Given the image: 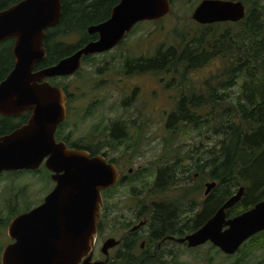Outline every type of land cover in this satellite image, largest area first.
Wrapping results in <instances>:
<instances>
[{"label":"trees","instance_id":"16d2710c","mask_svg":"<svg viewBox=\"0 0 264 264\" xmlns=\"http://www.w3.org/2000/svg\"><path fill=\"white\" fill-rule=\"evenodd\" d=\"M20 1L22 0H0V11ZM84 1L62 0L60 22L57 27L45 32L43 44L46 58L34 67L35 72L52 67L70 56L78 49V44H70L69 39L77 35L84 44L88 27L109 18L114 2H107L106 7H101L98 6L99 1L90 5ZM224 1L241 2L246 10L244 20L237 24L211 26L192 23L196 27L193 34H179L175 30L174 44H162L146 57L126 58L122 66L123 75L129 77L168 76L165 87L174 90L177 98L172 111L165 114L164 131L179 137L183 130L194 131L199 136H204L208 142H199L198 149H195L197 164L192 169L184 170L189 179V175L194 172L216 184L205 200L198 204L188 202L184 205V199L176 202L170 199L172 190L182 187L178 182L179 171H182L178 154H173L177 153L175 150L171 153V149L166 151L167 156L161 160L163 167L157 171L154 187L147 193L148 197L169 199L155 203L146 212L157 224H162V231L169 236L175 234L180 237L199 230L240 188L244 189L242 199L226 212L228 219L237 217L264 201V0ZM170 3L172 6L171 0ZM84 59V65L93 60L91 57ZM13 62L12 42L0 44V81L12 70ZM208 68H216L215 75L201 83L198 81L195 84L198 89L192 86L191 75L197 71L198 74L202 73ZM81 73L80 70L75 76L79 77ZM54 85L66 92L70 116L74 109V95L65 84ZM135 96L136 91L129 100L133 101ZM134 123L131 122V125ZM64 127H67L66 123ZM98 130V126L93 127L85 140L73 143L64 141L70 148L85 151L93 157L102 156L113 164V159H107V154L115 153L126 143L130 134L128 126L120 121L113 122L100 132H105L103 138L98 135ZM207 135H212L213 139ZM175 157L177 160L170 163V158L174 160ZM42 172L46 173V170L42 168L39 172H22L11 176H38ZM136 175L141 173L137 172L134 177ZM144 180L143 177L138 179L141 183H146ZM8 206L7 221L0 225L5 230L9 222L20 214L18 210H11L12 206ZM27 212L28 210L24 211ZM210 249L216 250L212 246ZM263 249L264 232L243 244L231 264H264V258L258 262H252L251 259L255 251ZM217 254L220 252L217 251Z\"/></svg>","mask_w":264,"mask_h":264},{"label":"water","instance_id":"95a60500","mask_svg":"<svg viewBox=\"0 0 264 264\" xmlns=\"http://www.w3.org/2000/svg\"><path fill=\"white\" fill-rule=\"evenodd\" d=\"M62 0H22L0 11V44L12 42V71L0 83V116L31 114L26 125L0 138V174L37 171L50 173L53 190L38 207L13 218L6 235L11 242L0 254V264H105L92 262L98 223L102 210L101 194L119 181L116 167L102 156L66 148L54 134L66 118L67 98L63 90L48 80L73 77L85 57L116 48L133 28L159 22L171 13L170 0H119L106 22L90 27L97 42L90 43L69 58L43 70L34 67L46 57L45 32L58 26ZM246 10L241 2L202 0L191 20L199 26L237 24ZM216 187L205 185L204 197ZM240 188L196 232L178 241L188 249L206 244L222 255L233 256L254 236L264 232V201L251 210L228 219L226 212L242 199ZM170 240H174L170 238ZM116 243L108 240L106 255Z\"/></svg>","mask_w":264,"mask_h":264},{"label":"rangeland","instance_id":"374dc122","mask_svg":"<svg viewBox=\"0 0 264 264\" xmlns=\"http://www.w3.org/2000/svg\"><path fill=\"white\" fill-rule=\"evenodd\" d=\"M171 1L173 4L171 13L161 22L137 25V28L123 41V45H119L110 53L97 56L87 65H82L80 69L82 73L79 77L74 76L53 82L63 83L66 86L69 84V92L74 95V125L70 124V120L67 122L69 129L73 130L71 142L85 140L90 136L91 129L96 126L99 128L98 135L103 138L105 132L102 134L100 132L106 126L116 121L123 122L128 126L129 137L121 149L107 154V159H113L121 175L127 176L129 170L135 171L132 174L140 172L141 175H138V178L143 177L148 186H154L157 171L163 167L161 160L167 156L166 151L171 149L172 153L175 150L177 153L173 154H178L179 166L182 168V171H179V177L182 180L179 184H182V190L186 191L174 194L172 190L173 197H179L177 200L184 199V205L188 202L198 204L205 200V185L212 182L194 172L189 175V179L184 170L195 167L197 164L195 149H198L199 142L207 144V140L194 131L183 130L181 137L164 131L165 114L172 111L177 98L174 90L165 87L168 76L162 74L129 77L122 72L126 58L146 57L162 44H174L175 30L179 34L183 32L193 34L196 27L191 20V14L202 0ZM78 41L79 36L74 35L68 42L76 44ZM215 72L216 68H208L199 74L197 71L191 75L190 83L196 86L198 81L203 82L214 76ZM196 88L198 89L197 86ZM134 91H136L135 99L129 100ZM131 122H135L134 125H131ZM207 136L213 139L212 135ZM166 145L168 146L165 148ZM170 159V163L177 160L176 157L174 160ZM133 185L138 186L136 180H133L130 185L122 184L110 194L109 204L113 206L110 216L113 219L108 226L104 223L103 230L97 235L93 256L95 260H104L100 254L103 242L107 238L119 237L120 235L114 236L118 235L120 226L126 225L127 220H131L134 213L139 212L140 207L144 205L131 197L130 190L131 186L134 187ZM52 188L53 185L44 172L38 176L25 174L0 179V225H4L7 221L8 201L11 202V210H18L20 214H24L25 210L29 212L39 204L41 205ZM137 225L135 224L134 227ZM10 243L6 230L0 226V252ZM210 247L211 245L207 244L196 251L171 248L177 254L175 259L167 257V260L169 264L173 260H176L175 264H231L234 262L236 254L226 257L221 253L217 254L216 248L217 251L211 250ZM116 254V250L112 252L110 260H113ZM251 257L252 262L261 261L264 258V249L255 251V255ZM164 264H167L166 259Z\"/></svg>","mask_w":264,"mask_h":264},{"label":"flooded vegetation","instance_id":"af4514ba","mask_svg":"<svg viewBox=\"0 0 264 264\" xmlns=\"http://www.w3.org/2000/svg\"><path fill=\"white\" fill-rule=\"evenodd\" d=\"M94 1H96V2L99 1L98 6H101V7H103V6L106 7L107 2H110V1L114 2L113 6L110 9V13H111L112 9L114 7H116L117 4L119 3V0H118V2H117V0H85L84 2H88V4L90 5ZM116 2H117V4H116ZM61 5H62V1H61ZM72 6H73V4L71 5V7ZM62 9H63V5H62L61 10ZM110 13H109V17H110ZM107 20H105L104 22H106ZM102 23H99V24H102ZM99 24H94V25H91L90 27H95V26H98ZM136 26L133 28V30L128 35H130L134 31ZM90 27H88V29ZM88 29L85 32V38L86 39H85L84 44H83V40H81L79 38L80 40L76 43V44H78V49L75 52H73L70 56L77 53L79 50H81L86 45H88L90 43L97 42L99 40V38L96 34L90 35L88 33ZM128 35L125 36L124 40L127 38ZM76 44H72V45H76ZM116 48H114V49H116ZM113 50H111V51H113ZM111 51L103 53V54L93 55L90 57L94 59L97 56L105 55L107 53H110ZM70 56H67L66 58H69ZM66 58H64V59H66ZM85 58H87V57H85ZM85 62H86L85 59L82 58L81 67H82V65L85 64ZM13 64H14V62H13ZM8 74H7V76H8ZM6 77L3 80H1L0 83H2L6 79ZM68 78H71V77H68ZM64 79H67V78H55V79H50V80L62 81ZM48 82H49V80H48ZM54 84L59 85L60 83L59 84L58 83H52V84L50 83V85L63 90V92L65 93L66 98H67L66 118L57 127V130L54 134V139L57 143H63L66 148H70L71 146L68 147L67 143L64 140H67L68 142L71 143V141L73 139V133H72L73 130L69 129L67 122L70 120V124L74 125V109H72V114L69 116L68 110H67V104H68L67 94L63 88L56 86ZM67 86H69V84H67ZM30 116H31V114L29 112L22 113L19 116L10 117V118L0 116V138L6 137V136L10 135L11 133H13L14 131L20 129L22 126L26 125ZM65 123L67 124V127L63 128V125ZM89 155L91 156V154H89ZM91 157H93V156H91ZM106 163L112 164L108 160H106ZM112 165H114L116 167V165L114 163ZM42 168H44V167L41 166L37 171L38 172L41 171ZM116 169H117L118 175H119L118 183L114 187L107 189V191H105L101 194L103 204H102V210L100 213V221H99L100 224L98 223L97 235H98L99 231L103 230L104 223H106L108 226L113 219V217L110 216V213L112 212V209H113V206L111 204H109V198L111 197L110 194L112 193V191L117 190L122 184L130 185V183L135 179L136 184L138 186H136V185H134V187L131 186L130 195H131V197L137 199L139 202L141 201V203H140L141 205L142 204H144V205L142 207H140L139 212L136 211V213H134V215L131 217V220L130 219L127 220L126 225L120 226L119 231H117L118 235L114 236V237H117L120 235L119 237L107 238L103 242V244L100 248V254L104 258V260L103 261L95 260L93 257L94 256V252H93L92 262H105V264H149V263L154 264L156 262H159L160 264H162V263L164 264V262H161V261L163 259L164 260L166 259V263L169 264L167 257H175V255L177 254L176 252H174V249H171V248L182 249V250H186V251L198 250V248L188 249L186 244H182V245L177 244L176 241H178V240H180V239H182L188 235L185 234V235L180 236V237H178L179 235H175V234L170 235V236L166 235L165 232L162 231V229H163L162 224H157V222L155 220H153L152 218H150V215L146 213L148 211L149 207H154L155 203H161L163 200H165L167 198H160V197H154V196L148 197L147 193L150 190H152V188L154 186H150V185L148 186V184H146L144 182L141 183L140 181H138V179H139L138 175H136L134 178H132L135 175L132 173H134L135 171L132 172V170H129L127 172V176H123V175H121V173L117 167H116ZM22 172H25V171H22ZM22 172H15V173L3 172L0 174V179L5 178V177H9L12 174H20ZM27 172L32 173L31 171H27ZM45 174H47L48 180L50 183H52L53 188H54V183L50 180V176H51L50 173L46 171ZM180 180H181V178L179 177V180H178L179 183H180ZM53 188H52V190H53ZM182 189H183V187L177 188V190H174V194L178 193V192L186 191V190H182ZM152 198L158 199L159 201L155 202ZM178 198L179 197L176 198V196L173 197V194L170 197V199L174 202H176ZM167 200H169V199H167ZM7 203H8V205L11 204L10 201H8ZM136 222H138V223H136ZM135 224H138V225L134 227ZM161 226H162V228H161ZM99 228H100V230H99ZM189 235H191V234H189ZM96 238H97V236H96ZM170 238H173L174 240H170ZM108 240H113L114 243H116V245L112 249H109L105 255L102 253V249H103L104 244ZM199 248H201V247H199ZM115 250L117 251L115 258L113 260H110V257H111L110 255ZM226 257H231V256H226ZM170 261H171V259H170ZM173 261L176 263V260H173ZM171 264H172V261H171Z\"/></svg>","mask_w":264,"mask_h":264}]
</instances>
